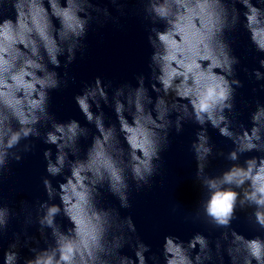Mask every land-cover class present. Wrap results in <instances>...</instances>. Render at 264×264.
<instances>
[{"label": "clouds", "instance_id": "clouds-1", "mask_svg": "<svg viewBox=\"0 0 264 264\" xmlns=\"http://www.w3.org/2000/svg\"><path fill=\"white\" fill-rule=\"evenodd\" d=\"M139 2L150 25L149 84L140 74L135 86L121 84L111 98V81L97 76L84 85L74 101L95 134L81 155L79 142L90 129L76 119L58 122L49 111L50 93L67 86L68 72L61 77L56 69H67L78 51L83 54L90 22H100L99 14L108 18V8L94 0H0V177L10 161H21V152L32 151L31 138L55 147V154L52 147L43 151L47 200L38 202L34 217L21 202L25 225H38V236L26 229L14 233L2 249L3 264H224L225 255L229 264H264V104L256 102L250 128L225 114L234 110L237 89L244 86L229 35L242 27L256 52L264 54V0ZM258 63L251 76L264 81V58ZM102 104L111 105L116 123L106 125ZM186 121L199 126L191 144L200 190L192 219L224 231L214 249L201 232L187 241L165 235L161 254L146 256L150 246L135 236L132 217L103 206V190L121 209L130 208V181L137 191L151 185L170 145V130L181 133ZM208 126L233 144L227 154L215 153L230 162L216 175L206 171L214 154ZM21 141L28 142L21 148ZM246 153L260 155L241 163ZM58 176L63 180L54 186L49 177ZM247 210L258 233L251 238L231 228L237 212ZM14 215L0 196V241ZM126 246L132 256L122 253ZM23 248L31 255L23 256Z\"/></svg>", "mask_w": 264, "mask_h": 264}]
</instances>
